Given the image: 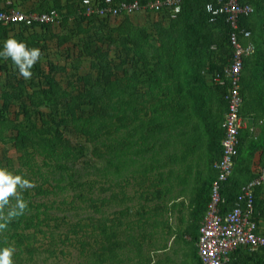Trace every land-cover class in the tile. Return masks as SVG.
I'll use <instances>...</instances> for the list:
<instances>
[{
	"label": "trees",
	"instance_id": "trees-1",
	"mask_svg": "<svg viewBox=\"0 0 264 264\" xmlns=\"http://www.w3.org/2000/svg\"><path fill=\"white\" fill-rule=\"evenodd\" d=\"M5 1V10L53 9L57 17L0 22V50L14 37L43 53L29 80L0 59V167L36 185L24 193L25 213L0 232V248H15L13 264H71L58 257L74 251L75 264H164L156 255L172 238L173 254L177 244L185 248L180 264H203L197 243L230 85L211 79L231 62L235 31L222 15L210 20L206 5L218 6L216 0H179L174 17L169 5L86 16L81 0H38L34 7ZM242 1L253 10L237 23L250 37H238L255 50L242 57L239 114L252 117L260 132L239 131L233 171L219 186L221 212L257 175L256 152L264 165V0ZM109 205L116 209L105 213ZM254 216L264 236V184L254 189ZM230 263L264 264V249L239 247Z\"/></svg>",
	"mask_w": 264,
	"mask_h": 264
},
{
	"label": "built area",
	"instance_id": "built-area-1",
	"mask_svg": "<svg viewBox=\"0 0 264 264\" xmlns=\"http://www.w3.org/2000/svg\"><path fill=\"white\" fill-rule=\"evenodd\" d=\"M218 6L212 3L206 5L207 11L215 20L216 15H222L225 21L235 31L229 36V44L232 48L231 62L220 71L215 72L212 82L224 84L229 81L225 99L228 101L227 111L222 121L223 138L221 139V156L214 163L217 177L212 181L210 201L205 212L198 239V256L203 264H231V253L239 247H245L249 251L259 248L264 249V236L259 234V220L254 216V189L264 182V166L259 169L256 176L240 187L233 207L228 211L221 212L220 182L224 181L233 171L235 157L238 153L239 131L245 126L244 119L239 114L241 96L239 95V73L242 68V57L251 55L254 44L250 40L241 43L238 33L243 38L250 37V31L239 29L238 17L252 12V6L242 0H216ZM86 16L97 14L99 16H117L130 14L146 9H158L163 5H169L174 17L180 11L179 0H149L145 3L139 0H85L80 2ZM57 17L55 10L50 13L22 12L18 9H7L0 2V22H23L27 25L35 22H53Z\"/></svg>",
	"mask_w": 264,
	"mask_h": 264
},
{
	"label": "clouds",
	"instance_id": "clouds-1",
	"mask_svg": "<svg viewBox=\"0 0 264 264\" xmlns=\"http://www.w3.org/2000/svg\"><path fill=\"white\" fill-rule=\"evenodd\" d=\"M89 0H85L88 3ZM225 19V18H224ZM43 53L39 48H30L25 42L14 37L7 38L0 50V59L11 60L19 77L29 80L33 76V67L42 60ZM34 182L20 174L0 167V232L8 229L9 224L22 216L28 209L24 193L34 188ZM14 247L0 248V264H13Z\"/></svg>",
	"mask_w": 264,
	"mask_h": 264
},
{
	"label": "crops",
	"instance_id": "crops-1",
	"mask_svg": "<svg viewBox=\"0 0 264 264\" xmlns=\"http://www.w3.org/2000/svg\"><path fill=\"white\" fill-rule=\"evenodd\" d=\"M10 1L11 0H6L4 5H8L9 3H11L12 5L16 6V4L14 3L13 0L11 2ZM16 1L19 2L20 5H22V7H27V6H33L34 7L36 4H38V0H21L22 2L20 0H16ZM80 8H81V4H80ZM243 119H244L245 126L241 129V131L249 129L250 131L256 130V132H260V129L258 127L254 126L255 122H254L252 117H250V118L249 117H243ZM259 122H261V120H259ZM260 154H261V152H259V151L256 152L254 154L253 160H252V170L255 171L257 174L259 172V169L264 166V165L260 164ZM262 184H264V182ZM182 214H183L184 220L186 221L185 223H187L190 219L189 218V209H184L182 211ZM185 237H186V240L190 239L189 235H186ZM171 240H172V238H170V240H169V243H168L169 247L165 251L158 252V255H156V258L158 257V258L164 259V261H163L164 264H171L172 260L176 264H180V260L184 258V256L182 255L183 254L182 251L185 250V248L183 246L177 244V247H176L177 253L173 254V252L170 249ZM167 255L169 256V258L172 259L169 263H167L168 262L166 259ZM182 256H183V258H182Z\"/></svg>",
	"mask_w": 264,
	"mask_h": 264
},
{
	"label": "rangeland",
	"instance_id": "rangeland-1",
	"mask_svg": "<svg viewBox=\"0 0 264 264\" xmlns=\"http://www.w3.org/2000/svg\"><path fill=\"white\" fill-rule=\"evenodd\" d=\"M139 13H143V11H141V12H139ZM52 49V51H51V53L52 54H54V55H57L56 54V51H57V49H55L54 47H52L51 48ZM59 57V60L62 62L63 61V53H62V56H58ZM85 66V65H84ZM2 76H4V75H2ZM10 154V155H9ZM8 155L9 156H11V157H13V160H14V163H13V166L14 165H16L17 164V162H16V159H15V155L13 156V150L12 149H10V152H8ZM42 164V163H41ZM131 191V190H130ZM112 209H116V207L115 206H113V205H109V206H107V207H104V211H105V213L106 212H109L110 210H112ZM78 211V210H77ZM53 213L55 214V215H60V213H62L60 210H56V209H53ZM67 215H69L70 217H71V219H73L74 218V216H73V212L72 211H68V212H65ZM109 214V213H108ZM173 219H174V217H173ZM173 219H170L171 220V222H175ZM72 251H74L73 249H71ZM70 254V256H68V257H66V259H64L63 258V256H61V255H59V257H58V262L59 263H67V259H69L70 260V263L71 264H75V261H76V252L74 251L72 254L71 253H69ZM183 256H184V258H185V255L184 254H182ZM43 257V254L41 253H39L38 255H36V261L38 262V263H40V260H41V258ZM188 261L190 262L191 260L190 259H188ZM48 263L49 264H53L52 263V259H50L49 261H48Z\"/></svg>",
	"mask_w": 264,
	"mask_h": 264
}]
</instances>
